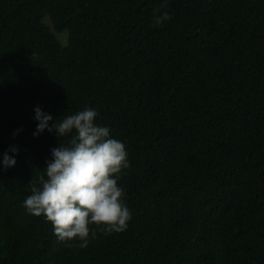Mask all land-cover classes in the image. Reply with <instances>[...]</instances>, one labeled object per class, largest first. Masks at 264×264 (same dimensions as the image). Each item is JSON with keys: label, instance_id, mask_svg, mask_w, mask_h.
<instances>
[{"label": "trees", "instance_id": "16d2710c", "mask_svg": "<svg viewBox=\"0 0 264 264\" xmlns=\"http://www.w3.org/2000/svg\"><path fill=\"white\" fill-rule=\"evenodd\" d=\"M162 2L0 0V264H264V0ZM37 105L124 143L125 231L80 248L22 207L59 144Z\"/></svg>", "mask_w": 264, "mask_h": 264}, {"label": "clouds", "instance_id": "9594fccd", "mask_svg": "<svg viewBox=\"0 0 264 264\" xmlns=\"http://www.w3.org/2000/svg\"><path fill=\"white\" fill-rule=\"evenodd\" d=\"M166 3L163 0L161 8ZM170 19L168 11L157 9L152 22L159 26ZM33 111L37 121L33 136L47 130L58 137L59 144L50 150L51 158L38 182L30 185L22 207L31 215H43L59 241H77L80 248H86L95 238L96 232L89 227L92 224L105 234L125 231L132 213L124 189L118 185L122 170L129 167L124 143L112 136L108 125L96 122L95 108L85 106L58 118L39 105ZM20 131L14 130L13 136ZM18 151L13 144L3 152L0 170L16 164Z\"/></svg>", "mask_w": 264, "mask_h": 264}, {"label": "rangeland", "instance_id": "374dc122", "mask_svg": "<svg viewBox=\"0 0 264 264\" xmlns=\"http://www.w3.org/2000/svg\"><path fill=\"white\" fill-rule=\"evenodd\" d=\"M58 36H59V38H60L61 40H63V41L65 40V35H64V34H59Z\"/></svg>", "mask_w": 264, "mask_h": 264}]
</instances>
